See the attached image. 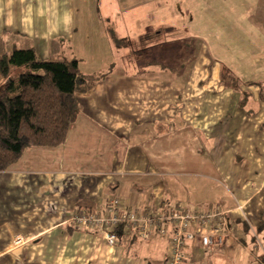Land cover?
I'll list each match as a JSON object with an SVG mask.
<instances>
[{
	"label": "crops",
	"instance_id": "crops-1",
	"mask_svg": "<svg viewBox=\"0 0 264 264\" xmlns=\"http://www.w3.org/2000/svg\"><path fill=\"white\" fill-rule=\"evenodd\" d=\"M143 1L0 0V53L34 46L43 59H78L85 73L111 68L77 94L79 115L61 145L29 147L0 173V264H166L165 238L109 244L72 221L107 215L114 196L120 213L230 210L227 244L190 242L184 264H235L223 251L244 243L248 219L257 227L264 218V52L248 62L261 79L225 87L202 44L155 22L153 0ZM192 53L197 75L192 65L178 70Z\"/></svg>",
	"mask_w": 264,
	"mask_h": 264
},
{
	"label": "trees",
	"instance_id": "trees-1",
	"mask_svg": "<svg viewBox=\"0 0 264 264\" xmlns=\"http://www.w3.org/2000/svg\"><path fill=\"white\" fill-rule=\"evenodd\" d=\"M148 36L140 38L144 42ZM121 41L115 38L117 45ZM110 71L85 73L78 59H43L34 46L0 53V173L29 147L61 145L79 115L77 94L90 90ZM221 81L235 89L254 83L243 81L227 68L221 70ZM257 230L264 232V218ZM115 231L119 242L127 235L138 238L137 230H128L124 224Z\"/></svg>",
	"mask_w": 264,
	"mask_h": 264
},
{
	"label": "rangeland",
	"instance_id": "rangeland-1",
	"mask_svg": "<svg viewBox=\"0 0 264 264\" xmlns=\"http://www.w3.org/2000/svg\"><path fill=\"white\" fill-rule=\"evenodd\" d=\"M134 1L135 7L147 5L145 1L142 4L138 3L140 0ZM120 2L122 9L133 3L131 0ZM147 7L153 8L155 22L159 19L177 27L176 37L202 44L221 70L227 68L244 80L256 77L248 68V62L253 55L264 52V0H153ZM193 54L184 57V65L178 67L179 71L192 65L193 74H199L203 66L199 60L196 62ZM248 221L244 243L235 242L232 249L223 251L226 263L264 264V232L257 230L254 221Z\"/></svg>",
	"mask_w": 264,
	"mask_h": 264
},
{
	"label": "built area",
	"instance_id": "built-area-1",
	"mask_svg": "<svg viewBox=\"0 0 264 264\" xmlns=\"http://www.w3.org/2000/svg\"><path fill=\"white\" fill-rule=\"evenodd\" d=\"M122 204L120 198L110 197L107 215L82 211L75 214L72 221L87 231L100 229L109 244L118 242L115 230L122 224L128 230H137L142 238H165L169 244L166 264H184L190 242L198 241L205 248L222 247L231 236L230 210L213 205L193 210L153 206L120 213Z\"/></svg>",
	"mask_w": 264,
	"mask_h": 264
}]
</instances>
